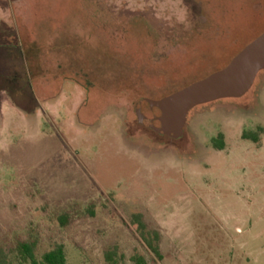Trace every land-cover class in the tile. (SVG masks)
Here are the masks:
<instances>
[{
  "label": "rangeland",
  "instance_id": "rangeland-1",
  "mask_svg": "<svg viewBox=\"0 0 264 264\" xmlns=\"http://www.w3.org/2000/svg\"><path fill=\"white\" fill-rule=\"evenodd\" d=\"M262 32L264 0H0V246L264 264V70L245 96L193 109L180 139L148 102Z\"/></svg>",
  "mask_w": 264,
  "mask_h": 264
},
{
  "label": "water",
  "instance_id": "water-1",
  "mask_svg": "<svg viewBox=\"0 0 264 264\" xmlns=\"http://www.w3.org/2000/svg\"><path fill=\"white\" fill-rule=\"evenodd\" d=\"M264 70V32L248 43L223 68L212 72L161 99H148L160 114L152 127L159 133L180 139L185 134L189 114L198 106L222 99L241 98L253 87ZM140 120L144 117L138 110Z\"/></svg>",
  "mask_w": 264,
  "mask_h": 264
},
{
  "label": "trees",
  "instance_id": "trees-1",
  "mask_svg": "<svg viewBox=\"0 0 264 264\" xmlns=\"http://www.w3.org/2000/svg\"><path fill=\"white\" fill-rule=\"evenodd\" d=\"M246 139L258 142L260 137L255 131H248L244 134ZM215 147L225 148L224 135L220 133L213 139ZM140 221V215L135 217ZM143 227L145 228L144 224ZM151 242V241H150ZM153 250L158 253V247L151 243ZM37 240H18L13 247L0 246V264H67V255L63 244L55 245L51 250L45 252L42 256L37 254ZM117 249L106 252L107 264H119Z\"/></svg>",
  "mask_w": 264,
  "mask_h": 264
},
{
  "label": "crops",
  "instance_id": "crops-1",
  "mask_svg": "<svg viewBox=\"0 0 264 264\" xmlns=\"http://www.w3.org/2000/svg\"><path fill=\"white\" fill-rule=\"evenodd\" d=\"M8 56H10L11 58L16 57V55L14 54V52L10 51V53H8Z\"/></svg>",
  "mask_w": 264,
  "mask_h": 264
}]
</instances>
